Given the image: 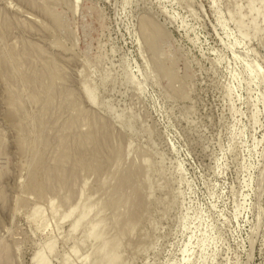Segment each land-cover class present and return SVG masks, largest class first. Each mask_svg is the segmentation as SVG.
Returning <instances> with one entry per match:
<instances>
[{
    "label": "rangeland",
    "instance_id": "rangeland-1",
    "mask_svg": "<svg viewBox=\"0 0 264 264\" xmlns=\"http://www.w3.org/2000/svg\"><path fill=\"white\" fill-rule=\"evenodd\" d=\"M42 254L264 264V0H0V264Z\"/></svg>",
    "mask_w": 264,
    "mask_h": 264
},
{
    "label": "bare ground",
    "instance_id": "bare-ground-1",
    "mask_svg": "<svg viewBox=\"0 0 264 264\" xmlns=\"http://www.w3.org/2000/svg\"><path fill=\"white\" fill-rule=\"evenodd\" d=\"M146 35V34H145ZM151 35V34H150ZM85 93V92H84ZM88 94V93H87ZM87 96V95H86ZM87 100L89 101V102H93V98H92V96H91V94H90V96L88 95L87 96ZM95 102V101H94ZM73 136V135H72ZM23 149V148H22ZM21 155H23V154H21ZM64 157V156H63ZM63 157H61V160L62 159H64ZM67 161V160H66ZM65 160H62L61 161V163L62 162H66ZM75 163V162H74ZM61 165V164H60ZM56 166V165H55ZM61 167V166H60ZM56 171H58V170H56ZM58 173V172H57ZM56 173V174H57ZM58 177V176H57ZM44 179V178H43ZM46 184V183H45ZM60 186V185H59ZM64 197V196H63ZM66 197V196H65ZM68 197V196H67ZM65 199V198H64ZM70 210V209H69ZM37 211V210H36ZM35 212V211H34ZM70 212H72V211H69V212H67L66 213V215L64 216H62V217H64V219L66 220L67 218H68V216L70 215L71 216V214H73V213H70ZM82 212V211H81ZM34 214V213H33ZM38 214V213H37ZM81 215L75 220L74 219V222L72 223V225H71V233H72V231L74 232L77 228H80V227H78L79 226V223H80V221L82 220V218L84 219V218H86L85 217V214H86V212L85 211H83L82 213H80ZM35 215H36V213H35ZM54 215V214H53ZM33 217H34V215H32ZM61 217V218H62ZM52 218V217H51ZM63 219V218H62ZM63 219V220H64ZM68 219H70V218H68ZM45 220H47V219H45ZM53 222V221H52ZM62 222V221H61ZM70 227V226H69ZM77 232H78V230H77ZM86 232H87V230H86ZM76 233V232H75ZM87 234V236H86V240H88V239H92V241L93 240H96L97 238H98V236L96 235V233H95V224L93 225L92 224V226L90 227V230L88 231V233H86ZM85 240V241H86ZM87 242V241H86ZM85 243V242H84ZM92 243V242H91ZM46 251L48 252V255L51 253H53L52 251H53V244L52 243H48V245H46ZM43 253H44V251H43ZM74 253H75V251H74ZM74 253H73V255H74ZM44 254H42V255H40L38 258H37V260H36V262L34 263V264H47L48 263V259H47V257L46 256H43ZM51 256V255H50ZM66 257V256H65ZM64 257V258H65ZM67 258L68 257H66L65 259L67 260ZM71 258V257H70ZM75 258V257H74ZM76 259V258H75ZM115 259V258H114ZM66 260H64L63 259V261H66ZM70 260V259H69ZM112 261H113V259H111ZM68 262V261H67ZM64 263V262H63ZM72 263V262H71ZM66 264V263H65Z\"/></svg>",
    "mask_w": 264,
    "mask_h": 264
}]
</instances>
